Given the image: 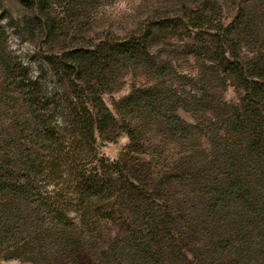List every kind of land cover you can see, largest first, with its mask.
<instances>
[{
  "label": "rangeland",
  "instance_id": "1",
  "mask_svg": "<svg viewBox=\"0 0 264 264\" xmlns=\"http://www.w3.org/2000/svg\"><path fill=\"white\" fill-rule=\"evenodd\" d=\"M84 52L114 123L82 153ZM0 264H264V0H0Z\"/></svg>",
  "mask_w": 264,
  "mask_h": 264
},
{
  "label": "trees",
  "instance_id": "2",
  "mask_svg": "<svg viewBox=\"0 0 264 264\" xmlns=\"http://www.w3.org/2000/svg\"><path fill=\"white\" fill-rule=\"evenodd\" d=\"M72 58L73 59L68 61L72 65L65 67L66 71L70 74L69 78H71V74L74 72L75 77L72 83L78 82L79 85H84L82 87L90 90L93 97L83 99V97L79 95L74 99H69L67 109L69 111V117H71L69 123L71 130L70 134H74V136L81 139L78 141V144H80L82 153L86 152L88 148L90 152L96 151L94 148L97 144V137H103L105 135L107 130L114 123V117L102 99L103 91L98 93L95 89V74L98 67L93 63V57L88 56L87 53L84 52ZM34 94L35 93L32 92L30 96L33 98L35 96ZM34 102L35 101L32 102L33 105L40 104L41 100L37 99L36 103ZM44 132L46 137H48L47 140L54 145V150H58L59 147H61V143L53 137L54 135H49L51 133H49L46 128ZM99 161V166L95 167L93 170L89 171L84 169V171L78 174L75 178V186L72 187V192L75 196L74 200L78 203L80 212H83L84 222L95 217L92 214L99 212V203L103 202L104 195L111 191L106 180L112 178L113 171L109 172L107 170L110 165H105V160L100 159ZM131 185L134 186L133 183H131ZM93 201L96 202L95 205H92Z\"/></svg>",
  "mask_w": 264,
  "mask_h": 264
}]
</instances>
